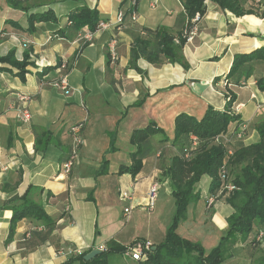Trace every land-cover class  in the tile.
<instances>
[{"label": "crops", "instance_id": "0c3cea01", "mask_svg": "<svg viewBox=\"0 0 264 264\" xmlns=\"http://www.w3.org/2000/svg\"><path fill=\"white\" fill-rule=\"evenodd\" d=\"M129 1L23 0V6L30 8L25 13L0 0V56L13 52L14 58L22 61L28 54L33 64L26 68L23 80L15 70L0 72V264H62L70 256L100 247L105 250L110 243L124 248L136 240L160 244L174 212L164 175L176 154L170 143L174 119L186 114L199 120L208 107L221 111L224 91L219 82L234 56L264 48V17L236 18L209 1L194 26L193 40L182 48L185 70L162 59L154 65L138 58L135 68L130 66L133 40L145 37L144 30L161 28L174 37L181 36L184 10L179 0H138L131 18L125 16L117 30L108 27L95 32L91 45L79 40L86 31L76 36L68 31V17L79 7L96 9L102 19L111 22ZM256 3L264 0H246L245 7ZM47 13L54 20L35 23L34 32L28 33V16ZM11 22L21 30L16 31ZM23 40L29 44L24 45ZM113 41L115 58L111 59L108 49ZM106 54L110 59L107 68ZM63 63L67 92L53 86L61 76L57 66ZM261 75L260 66L234 92L235 102L243 106L239 122L246 131L245 145L257 141L252 127L264 114V93L256 86ZM20 96L29 100L28 124L17 119ZM150 123L161 129L167 140L162 134L151 136V150L142 159L140 172L134 178L118 174L120 167L131 164V134ZM75 124L80 125L82 143L66 173L69 128ZM43 130L52 143L36 151L35 138ZM154 181L160 183V189L150 211L146 192ZM209 183L205 177L200 181L201 196L207 193ZM122 191H130L132 201L122 202ZM24 199L41 204L47 216L56 220L44 243H38L33 233L44 234L45 230L27 219L16 223L14 235L7 241L11 206ZM127 207L130 211L124 214ZM231 213L223 201L208 208L200 198L188 206L176 232L208 252L224 236ZM244 241L236 235L226 242L222 264L258 263L264 248L250 250ZM119 255L115 264H137Z\"/></svg>", "mask_w": 264, "mask_h": 264}, {"label": "trees", "instance_id": "16d2710c", "mask_svg": "<svg viewBox=\"0 0 264 264\" xmlns=\"http://www.w3.org/2000/svg\"><path fill=\"white\" fill-rule=\"evenodd\" d=\"M5 1L14 10L27 13L30 9L23 6V0ZM207 1L222 11H228L236 18L245 15L264 17V9H260L264 3L250 4L246 8V0H179L184 10L181 33L194 29L206 12ZM137 2L138 0H130L124 10H119L123 13V19L125 16L130 18L133 16ZM196 14L200 20L192 22ZM50 20H54L50 13L29 15L27 32H34L35 23ZM108 23L109 21L99 16L96 9L84 5L69 15L68 31L73 33V36L82 31L95 33L98 32L101 24ZM9 24L16 31L21 30L16 23ZM122 25L123 22L113 28L117 30ZM144 33L145 37L137 36L133 40L130 52L131 67L135 68L138 58H145L150 64L158 65L162 59L171 65L186 69L181 55L185 40L181 36L174 37L161 28L153 31L144 30ZM66 37L70 38L67 35ZM175 39H178V44L174 42ZM106 55L107 68L110 59L108 54ZM28 66H33L28 60V54L24 55L22 61H17L13 52L0 56V72L12 73L15 70V75L20 80H23ZM260 66L262 75L256 80V86L259 92L264 93V48L260 47L249 54L234 56L225 76L228 86L223 88L224 108L221 111L208 107L199 120L186 114H180L174 119L173 137L170 143L176 154L171 157L164 172L170 184L174 212L163 241L153 246L144 259L135 261L137 264H222L226 254L225 244L236 235L245 239L246 247L250 250L264 248V120L259 121L254 127L257 141L245 145L246 131L239 122V114L234 112V106L239 105L235 102V90L242 86ZM57 68L60 69L61 64ZM45 71L48 69H44ZM66 73L65 66L61 74ZM216 82L217 80H214V84ZM155 134H162L163 140H167L164 132L152 123L131 134L129 140L133 148L130 154L131 164L128 167H120L118 174L126 173L134 178L140 172L142 159L151 150L149 139ZM69 136L72 144L70 133ZM50 143H52L50 134L43 130L36 135L35 149L43 151ZM204 177L208 178L210 183L207 193L201 196L199 183ZM229 187L233 189L229 190ZM200 198L208 208L216 205L218 201H223L232 210L226 219L227 228L224 236L220 238L218 245L208 252L200 244L183 239L176 232L178 225L186 218L188 206L196 203ZM210 200H212L211 204H209ZM11 211L7 241L12 239L16 223L22 219L36 222L40 229L45 230L44 234L36 231L33 233L38 236V243H44L55 229L56 220L47 216L41 204L30 199H24L18 205L11 206ZM259 234L262 237L257 240ZM138 241L140 240L132 242L129 246ZM129 246L124 248L110 243L107 249L90 261H84L83 257L86 253H81L70 256L62 264H109L110 255H122ZM257 264H264V251Z\"/></svg>", "mask_w": 264, "mask_h": 264}, {"label": "built area", "instance_id": "2783aa9c", "mask_svg": "<svg viewBox=\"0 0 264 264\" xmlns=\"http://www.w3.org/2000/svg\"><path fill=\"white\" fill-rule=\"evenodd\" d=\"M199 20H200V17L198 16V14H196L195 17L192 19V22H197ZM122 21H123V13L121 11H118L114 20L109 22L108 24H101L99 26L98 31L106 29L108 27H116L119 24H121ZM93 34L94 33L86 32L80 36L79 40L81 41L82 44L91 45ZM194 35H195V29H191L189 31H184L181 34V38H183L185 40V43H189L193 40ZM22 42L26 46L29 44L28 40H23ZM174 42L176 44H178V39H175ZM108 50H109V55H110L111 59H114L115 58L114 41L111 43V45H109ZM64 68H65V64L63 63L61 65L60 70H62ZM222 81H223V88L225 86H228V82L225 78L222 79ZM53 86L62 92H67L68 91V83L66 81L65 75L61 74L60 78L58 79L57 82H55L53 84ZM224 96H225V94H224ZM19 101L21 103V106L17 109V119L22 124H28V123H30V120H31L30 112L28 110V105H27L29 100L27 97L20 96ZM225 101H228V100L225 99ZM242 107L243 106L240 104L235 105L234 106V112L236 114H240ZM69 133L72 135V144H71V151H70L69 159L66 161V163L64 165L66 173L69 172V170L71 169L73 161H74L76 154H77V150L82 143V138L80 135V125L71 126L69 128ZM159 189H160V183H158L156 181H154L149 186V188L147 189V192H146V201H147L146 202V208L150 211L153 210V208H154ZM228 189L232 190L233 187H229ZM119 196H120V200L124 203L132 201V193L130 191H122ZM211 203H212V200L209 201V204H211ZM129 211H130V208L127 207L124 209L123 213L128 214ZM261 237H262V235L259 234V236L257 237V240H259ZM152 248H153L152 244L149 243L148 241H138V242L133 243L131 246H129L126 249V251L124 252V255L129 257V259H131L132 261H140V260L145 258L147 253H149ZM103 250H104L103 247L99 248V251H103Z\"/></svg>", "mask_w": 264, "mask_h": 264}, {"label": "rangeland", "instance_id": "374dc122", "mask_svg": "<svg viewBox=\"0 0 264 264\" xmlns=\"http://www.w3.org/2000/svg\"><path fill=\"white\" fill-rule=\"evenodd\" d=\"M224 78H225V77H224ZM224 78H223V79H224ZM219 86L223 88V81H222V80L219 82ZM222 90H223V89H222ZM224 92H225V90H224ZM223 97H224V94H223ZM241 109H242V108H241ZM263 115H264V114H263ZM263 115L261 116L260 120H258L256 123L253 124V127H252V128H253V130H254L256 136H257V133H256L254 127H255V125H256L259 121H263V120H264V116H263ZM249 130H250V129H249ZM118 257H120L119 254H112V255L108 258V261L111 262L110 264H113V262H114V264H115V262H117L116 258H118ZM118 261H119V263H123V262H122L123 260H122L121 258L118 259ZM116 264H118V263H116Z\"/></svg>", "mask_w": 264, "mask_h": 264}, {"label": "water", "instance_id": "95a60500", "mask_svg": "<svg viewBox=\"0 0 264 264\" xmlns=\"http://www.w3.org/2000/svg\"><path fill=\"white\" fill-rule=\"evenodd\" d=\"M100 254V251L99 250H93L89 253H87L84 257H83V260L84 261H90L91 259H93L94 257H96L97 255Z\"/></svg>", "mask_w": 264, "mask_h": 264}]
</instances>
